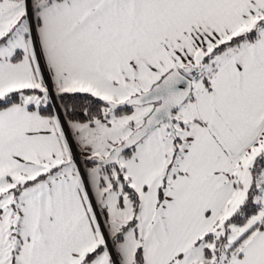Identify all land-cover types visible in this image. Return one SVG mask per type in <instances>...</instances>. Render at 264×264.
I'll list each match as a JSON object with an SVG mask.
<instances>
[{
    "label": "snow or ice",
    "instance_id": "1",
    "mask_svg": "<svg viewBox=\"0 0 264 264\" xmlns=\"http://www.w3.org/2000/svg\"><path fill=\"white\" fill-rule=\"evenodd\" d=\"M0 264H264V0H0Z\"/></svg>",
    "mask_w": 264,
    "mask_h": 264
}]
</instances>
